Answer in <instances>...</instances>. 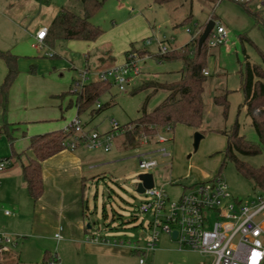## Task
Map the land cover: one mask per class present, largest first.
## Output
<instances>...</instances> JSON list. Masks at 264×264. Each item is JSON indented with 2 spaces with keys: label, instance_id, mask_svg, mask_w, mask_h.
<instances>
[{
  "label": "rangeland",
  "instance_id": "1",
  "mask_svg": "<svg viewBox=\"0 0 264 264\" xmlns=\"http://www.w3.org/2000/svg\"><path fill=\"white\" fill-rule=\"evenodd\" d=\"M7 1V8L0 4V52H10L17 57V77L20 78L16 94L20 98L26 95V75L43 78V84L36 89L37 94L39 90L49 87L59 88L57 94L47 96L49 101L46 107L48 112L51 109L61 111L62 119L59 117V122L62 124L70 122L77 114L73 90L75 84L82 80L81 73L87 71L88 83L94 81L95 73L104 70L102 68L121 64L126 52L133 49L145 53L137 54L140 58L136 61L139 74L131 77L124 91L111 85L91 106L78 114L85 130L96 129L99 134L110 132L111 123L121 128L134 121L143 106L146 112H151L167 96L164 90L154 92L151 88L140 89V85L154 82L171 84L180 79L183 69L180 60L159 61L152 58L160 54L158 44L168 51L179 49L188 44L198 31L196 37L199 38L208 22L219 23L225 28L226 42L210 48L205 59L208 76L204 84V111L200 127L196 129L176 124L172 132L156 130V134H164L166 142H151L135 149L123 148L122 135L113 131L115 140L109 152L102 149L87 150L97 152L100 163L96 182L88 181L84 192L85 205L89 211L86 223L93 228L89 232L96 233L97 239H105L108 243L129 249L131 255L118 260L117 264H138L139 259L145 264H211V256L178 250L177 245L163 234H160L155 250L145 256L134 250V247H144L153 233L152 225L149 224L154 221L150 213L139 211L146 197L137 194L135 189L142 176L151 175L155 188H164L170 204L176 202L182 187L218 177L227 186L233 200L244 201L259 193L250 180L237 172L232 162L225 160L226 138L222 133L229 132L236 122L239 136L253 144L258 143L250 119L242 107L244 98L240 90V77L245 61L262 65L264 9L255 14L253 5L245 8L231 0H171L162 6L155 5L153 0H104L100 9L89 19L102 31L97 40H55L47 50L52 58H46L36 43L26 38L27 25L40 19L38 10H22L20 18L26 20L20 22L8 10L17 0ZM37 2L43 6L64 7L79 16L83 14L80 0ZM105 53H109L114 60L97 59ZM6 72L5 63L0 58V86ZM17 77L11 87L15 85ZM222 94H226L228 103L225 114L223 107L213 102L215 96ZM97 104L104 108L98 114H92ZM5 117L0 112V127ZM52 123L56 124L54 121ZM195 132L203 136L197 150L193 149ZM6 141L5 138L0 139V153ZM160 149H164L169 156L153 154L150 158L156 161L157 166L150 170L139 169V154ZM0 159L4 157L0 155ZM239 159L253 168L264 166L263 152L255 156H239ZM6 212L12 213L9 210ZM56 235L59 236L58 233ZM40 245L37 239L19 236L16 244L10 248L7 264H42ZM48 245H52V241ZM49 256L53 257L54 262L55 253L51 251Z\"/></svg>",
  "mask_w": 264,
  "mask_h": 264
},
{
  "label": "crops",
  "instance_id": "2",
  "mask_svg": "<svg viewBox=\"0 0 264 264\" xmlns=\"http://www.w3.org/2000/svg\"><path fill=\"white\" fill-rule=\"evenodd\" d=\"M7 2L0 0L2 7H6ZM60 8L40 5L37 0H17L8 10L20 22L26 20L20 18L22 10H38L40 19L32 21L26 28V38L37 45L35 34L40 29L49 27ZM262 10H256L255 14ZM44 40V48H39L42 56L52 58L47 52L50 45ZM97 59L114 60L109 53L99 55ZM124 61L125 57L122 63ZM108 67L110 66L102 69ZM25 77L27 90L24 87L26 95L23 98L16 94L19 76L15 85L10 87L11 91L9 89V109L7 102L8 113L6 112L5 121L17 125L11 133L12 142L4 135L0 136V139L7 140L0 155L10 161L9 166L0 172V232L13 235L15 244L19 236L39 240L42 264H117L118 260L128 258L129 249L120 248L105 239H97L96 233L89 232L93 230L92 226L86 223L89 211L85 205L84 192L88 181L92 183L97 180L100 158L97 157V152L87 151L83 147L71 151L62 144H51L40 153L28 149L30 137L62 130L67 123L59 122L61 111L51 109L48 112L46 107L49 101L47 96L57 94L59 88L49 87L39 90L40 93L37 94L36 89L43 84V78L30 75ZM28 159L38 160L41 166L43 192L35 202L28 194L22 178L21 167ZM7 210L12 213L5 214ZM57 233L59 236L55 237ZM49 241H52V245H48ZM51 251L55 253L54 262L53 257L49 256ZM10 253L9 251L3 255L2 264L8 263ZM17 257L19 258L18 255Z\"/></svg>",
  "mask_w": 264,
  "mask_h": 264
},
{
  "label": "trees",
  "instance_id": "3",
  "mask_svg": "<svg viewBox=\"0 0 264 264\" xmlns=\"http://www.w3.org/2000/svg\"><path fill=\"white\" fill-rule=\"evenodd\" d=\"M44 1L46 2L47 0ZM103 1L80 0L83 10L81 16L61 7L47 28L44 41L52 45L55 40L83 42H94L97 40L102 31L93 25L89 19L100 9ZM170 1L153 0V3L157 6H162ZM208 38H206L201 46H198L199 38L196 37L179 49H172L164 54L152 57L159 61L180 60L183 64V69L180 71V79L171 84L154 82L153 84L140 85V89L151 88L154 92L164 90L167 92V96L151 112H146L145 106H143L139 111L137 119L120 128L122 130L121 135L123 141L121 145L123 148H141L140 142L142 137H148L150 140H153L156 135V130L172 132L176 124H183L196 129L200 127L204 111V84L208 76L203 74V70H205V59L210 49L208 46ZM131 53L145 54L144 52L134 51L132 49L125 53V59ZM0 58L3 59L7 69L6 76L0 86V112L5 117L9 89L18 75L17 57L10 52H0ZM261 61V66L245 61L244 71L240 77V90L244 98L242 107L250 119L251 125L257 135L258 143L253 144L246 141L242 136H239L238 124L236 122L229 132H223L222 134L226 138V147L224 150L225 160L232 162L237 172L247 180H250L260 194H264V166L253 168L239 159V156H255L261 152L264 153L263 54L261 55ZM111 85L112 83L110 82L91 81L86 83L81 91L74 92L76 95L74 107L77 109V114L91 106L97 97L107 91ZM213 102L216 105H221L224 114L226 113L228 104L226 94L215 96ZM95 108L96 110H92V114H98L104 107L99 105L98 108ZM15 126L17 125L7 123L4 118L3 124L0 127V136L4 135L11 143L13 139L11 133L17 128ZM67 136L62 130L35 135L30 137L28 149L35 153H40L51 144H62ZM21 170L28 194L35 202L43 192L40 163L36 159H28L22 165Z\"/></svg>",
  "mask_w": 264,
  "mask_h": 264
},
{
  "label": "built area",
  "instance_id": "4",
  "mask_svg": "<svg viewBox=\"0 0 264 264\" xmlns=\"http://www.w3.org/2000/svg\"><path fill=\"white\" fill-rule=\"evenodd\" d=\"M231 1L245 7L254 4L258 11L264 8V0ZM46 32L47 29L42 28L35 34L34 39L40 49L45 46L43 40ZM198 34L199 31L195 37ZM208 37L210 48L224 44L225 28L215 23ZM158 48L160 54L168 52L161 44H158ZM48 56L52 57L51 53H48ZM138 59L140 58L136 53L129 54L121 65L96 72L95 81L110 82L119 91H124L131 77L139 74L136 67ZM203 74L208 75V72L203 70ZM81 79L75 84L73 92L81 91L86 84L87 71L81 73ZM96 107L98 108L99 104ZM113 131H117V135L122 134V130L114 123H111L110 132L104 134H99L96 130L87 131L76 115L62 129V132L68 135L62 146L71 151L83 147L90 151L102 149L107 153L115 140ZM166 140L164 134L157 133L153 140L142 137L140 145L143 147L151 142L163 144ZM156 153L163 157L169 156L164 149L139 154V169L150 170L156 167V161L150 158ZM9 164V160L0 159V172ZM143 195L146 201L140 205L139 211L150 213L154 217V221L149 224L153 228L152 235L143 248L134 247V250L143 256L155 250L159 236L163 234L177 245L178 250L211 256V264H264V194L258 193L244 201L233 200L225 183L217 177L190 187H182V193L176 202L170 204L164 188L157 189L154 184L152 188L146 189ZM173 232H176L175 238H172ZM14 245V237L0 232V263L3 262V255ZM138 262L144 264L142 259Z\"/></svg>",
  "mask_w": 264,
  "mask_h": 264
},
{
  "label": "water",
  "instance_id": "5",
  "mask_svg": "<svg viewBox=\"0 0 264 264\" xmlns=\"http://www.w3.org/2000/svg\"><path fill=\"white\" fill-rule=\"evenodd\" d=\"M214 27L213 22H208L206 26L204 27V30L202 31L201 35L198 39V46H201L202 43L206 40L209 33ZM203 138V136L199 132H195L193 135V149L197 150L200 140ZM153 186V178L151 175H144L140 178V181L136 185L135 192L137 194H143V192L146 189H150ZM89 227V226H88ZM176 237V232L172 233V238Z\"/></svg>",
  "mask_w": 264,
  "mask_h": 264
}]
</instances>
